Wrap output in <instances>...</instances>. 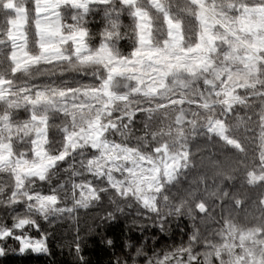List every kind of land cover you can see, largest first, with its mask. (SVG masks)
I'll return each instance as SVG.
<instances>
[{
	"label": "trees",
	"instance_id": "trees-1",
	"mask_svg": "<svg viewBox=\"0 0 264 264\" xmlns=\"http://www.w3.org/2000/svg\"><path fill=\"white\" fill-rule=\"evenodd\" d=\"M163 1L168 20L153 9L156 40L139 49V72H124L151 91L97 120L101 108L85 91L114 64L100 50L123 61L137 50L129 5L104 0L73 16L61 4L63 26L78 28L85 46L73 50L66 38L59 56L46 57L37 0H0V146L28 147L32 161L63 152L43 178L20 182L0 161V228L12 229L0 238V264H264V41L256 47L238 24L264 0H201L232 33L192 0ZM174 22L181 39L172 45ZM93 122L103 124V141L129 151V163L142 158L159 171L158 196L178 199L148 203L132 184L124 192L131 174L116 170L125 179L117 185L106 155L90 165L99 149L70 137ZM89 177L92 188L81 192ZM49 194L53 202L35 205ZM20 234L42 238L43 248L21 249Z\"/></svg>",
	"mask_w": 264,
	"mask_h": 264
},
{
	"label": "rangeland",
	"instance_id": "rangeland-1",
	"mask_svg": "<svg viewBox=\"0 0 264 264\" xmlns=\"http://www.w3.org/2000/svg\"><path fill=\"white\" fill-rule=\"evenodd\" d=\"M104 0H37L35 4L36 8V31L38 34V42L42 46V51L44 56L52 57V56H59L61 53V49L64 47L67 48L68 46L65 45V39L67 41H71L70 47L74 50H83L85 46L84 37L78 30V28H72L70 30H66L63 26L60 16L62 13L61 4H66L68 8H71L72 12L71 15L76 16L77 12H83L86 10L89 5L99 4ZM125 5H129L130 12L132 13L136 25V30L134 33L135 42L137 44V50H134L133 55H127V60L123 61L120 57H115L116 53L110 48H102L100 50L101 55H103L106 60H114V64L108 68V70L101 69L96 74V82L92 83V86H96L94 89L90 91H85V93L90 92L84 97H89L87 99L96 100L95 103L99 104V108H101V112L99 113L100 117L97 120H104L109 117V109L111 107H115V105H119V103H125L128 98H133L137 95V92H146L151 91L153 84H145L142 79H140V75L135 73L134 79L132 74L124 73L126 70L130 71H137L139 72V68L137 67L139 64L137 62L138 58L140 57L141 53L139 49L144 47L145 45H149L152 41L156 40V32H155V25H156V15L155 13L158 11H163L164 17L163 19L167 21V14L165 12V6L163 0H122ZM199 8L204 10L206 9L201 4V0H192ZM25 2V1H23ZM156 8L157 10H153ZM154 11V12H152ZM242 14L238 19V24L242 27L243 31L246 32L253 44L256 47L261 46L264 41V7H250L244 8L241 11ZM155 13V14H153ZM209 13V12H207ZM210 16L215 19L224 29L228 32L232 33L223 23H221L215 16L209 13ZM155 16V17H154ZM163 16V15H162ZM19 24L22 25L20 22ZM169 32L170 35L167 37V43L175 44L179 41L181 34L177 29L178 24L174 22L170 24ZM19 32L16 34V58L21 60V47L23 43V34L21 29L18 30ZM246 48L254 53L253 47H249L246 45L241 39L236 37ZM106 41L111 44L110 37L106 38ZM64 45V47H63ZM147 57H151L153 53L146 54ZM154 53L153 56H155ZM161 55L158 57L161 59ZM124 57V58H125ZM164 58V57H163ZM162 58V60H163ZM158 62H162L159 60ZM137 63V64H136ZM157 63V62H156ZM158 64V63H157ZM137 65V66H136ZM161 64H158V66ZM170 69L175 73L176 69L170 66ZM175 69V70H174ZM160 70V66L158 67ZM136 71V72H137ZM137 72V73H138ZM143 83V84H142ZM141 87V88H140ZM72 96L74 94L72 93ZM129 100V99H128ZM115 101V102H114ZM109 108V109H108ZM97 115H93L95 117ZM92 127L82 128L77 133L75 132L72 134L74 140L72 141L73 145L75 142L81 145H91L94 148L99 149L98 154H92L90 160L91 164H96V157L97 155H106V167L116 182L117 185H120L125 179L123 175L117 174L118 169L123 168L126 173L131 174V180H128L127 183H123V186H119L120 188L123 187V191L126 192L127 188L129 189L130 184H132L133 189L135 190L136 194L140 196L141 199L144 201L151 203L152 200H157L159 197L166 198H177V193L175 191L165 192V195L158 196L157 192L162 183V177L159 175V171L155 168H146L143 165V160H138V163L135 164L129 163L127 160H131V154L129 151L123 150V146H116L106 143L103 141L102 132H103V124L97 125L93 122ZM72 140V139H71ZM16 147L14 150L7 148L6 145L0 146V161L3 162V169L13 172L14 176L17 177V181H22V178H32L35 176L42 177L44 176L47 171L57 163L58 158L63 155V152L58 154L49 155L46 157H40L41 151L39 154L38 159L35 160H27L24 156L26 153L29 152L28 147ZM16 150V151H15ZM115 150V151H114ZM114 151V152H113ZM51 154V153H49ZM92 162V163H91ZM94 162V163H93ZM100 171V169H98ZM78 174V173H77ZM165 175V174H164ZM163 175V176H164ZM18 183H16V186ZM20 185V183H19ZM84 188L81 189V192H88L91 188V177L87 178L84 182ZM81 188V187H80ZM152 191V193H151ZM156 194V195H155ZM29 196V195H28ZM49 197H53L52 194L39 196L36 198L35 205L40 203H48L53 202V200L48 199ZM168 200V199H167ZM28 219L22 218L19 222L14 224L17 227L21 226L22 223L27 222ZM12 232L11 228H6L3 230L0 228V238H3L5 235ZM20 242H21V249H31L34 251H38L43 248L42 238L39 237H30L29 234L18 235ZM0 252H1V244H0Z\"/></svg>",
	"mask_w": 264,
	"mask_h": 264
},
{
	"label": "snow or ice",
	"instance_id": "snow-or-ice-1",
	"mask_svg": "<svg viewBox=\"0 0 264 264\" xmlns=\"http://www.w3.org/2000/svg\"><path fill=\"white\" fill-rule=\"evenodd\" d=\"M48 199H50V200H54V197H49Z\"/></svg>",
	"mask_w": 264,
	"mask_h": 264
},
{
	"label": "clouds",
	"instance_id": "clouds-1",
	"mask_svg": "<svg viewBox=\"0 0 264 264\" xmlns=\"http://www.w3.org/2000/svg\"><path fill=\"white\" fill-rule=\"evenodd\" d=\"M41 178H43V177H41Z\"/></svg>",
	"mask_w": 264,
	"mask_h": 264
}]
</instances>
